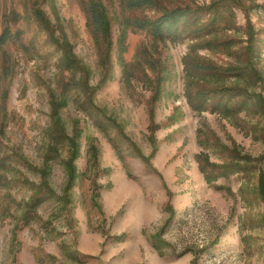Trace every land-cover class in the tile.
Listing matches in <instances>:
<instances>
[{"label":"rangeland","instance_id":"rangeland-1","mask_svg":"<svg viewBox=\"0 0 264 264\" xmlns=\"http://www.w3.org/2000/svg\"><path fill=\"white\" fill-rule=\"evenodd\" d=\"M212 1L159 0L201 25ZM100 2L108 55L85 0H0V264H264V0L177 41L123 39L159 12ZM199 88L229 98L197 110Z\"/></svg>","mask_w":264,"mask_h":264},{"label":"trees","instance_id":"trees-1","mask_svg":"<svg viewBox=\"0 0 264 264\" xmlns=\"http://www.w3.org/2000/svg\"><path fill=\"white\" fill-rule=\"evenodd\" d=\"M128 8L133 10H145L152 9L159 12L160 15L154 17H144V18H126L124 29L122 32V37L125 39L128 29H134L136 31H143L155 39L177 41L182 39L186 34H191L194 36H201L209 31L214 30L218 22L224 20V11L230 10L231 5H237L238 0H213L211 4L207 7L210 12L207 22L202 25L196 19V12L190 10H167L159 2V0H121ZM231 6V7H230ZM85 11L89 20V24L95 27V33H100L106 37L107 45V55L112 47V24L107 9L100 0H85ZM36 15L39 23L44 27L49 33V41L57 46L63 52V59L67 67L72 68L75 66L76 60L71 54L70 50L67 48L66 44L61 42L57 37L53 35L52 30L49 27L48 20L45 18L44 14L37 9ZM6 36H10L9 31H7ZM6 36L0 37V45L4 44L7 40ZM254 37L251 36V40ZM208 45L209 42L207 43ZM187 73H195L199 75H214L221 72V67L217 65H204L199 63L198 65H191L190 62H186ZM232 74H240L243 69H252V64L250 61H246ZM224 73V72H223ZM222 74V73H221ZM82 85L86 84L88 78L84 77L79 80ZM70 82V81H67ZM73 84V83H72ZM228 90H212L206 88H199L196 92L190 90L187 91L188 98L191 104L197 109L201 110L207 105L218 106L223 98H229ZM86 93L90 94L89 91ZM90 95L87 96V101ZM208 103V104H207ZM40 193V191H39ZM42 197V195H39ZM37 197L36 200L39 198Z\"/></svg>","mask_w":264,"mask_h":264}]
</instances>
